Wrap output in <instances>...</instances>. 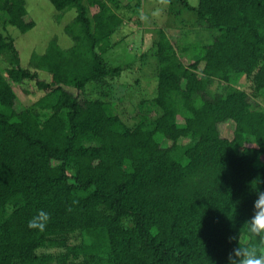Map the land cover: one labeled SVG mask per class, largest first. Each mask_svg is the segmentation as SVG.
Segmentation results:
<instances>
[{"label":"trees","instance_id":"16d2710c","mask_svg":"<svg viewBox=\"0 0 264 264\" xmlns=\"http://www.w3.org/2000/svg\"><path fill=\"white\" fill-rule=\"evenodd\" d=\"M49 2L75 9L70 47L53 40L23 65L8 28L35 22L25 0H0V264H230L235 248L264 252L248 226L264 193V0H182L211 42L152 32L155 116L134 123L103 98L123 72L106 54L133 19L122 9L135 15L143 0ZM26 83L43 95L20 109ZM40 210L43 231L28 226Z\"/></svg>","mask_w":264,"mask_h":264},{"label":"rangeland","instance_id":"374dc122","mask_svg":"<svg viewBox=\"0 0 264 264\" xmlns=\"http://www.w3.org/2000/svg\"><path fill=\"white\" fill-rule=\"evenodd\" d=\"M26 8L29 12L28 19L35 22L32 30L26 34H21L16 28L9 27L10 35L16 39L17 49L20 53L23 65H29L33 57L44 54L50 43L57 40L63 48L70 47V37L64 33L66 25L73 22L76 12L75 9L58 13L51 5L49 0H25ZM182 0H143V5L135 15L132 11L122 9L131 20H125L123 27L115 35L114 41L119 42L106 54V60L112 66H122L121 77L110 82L107 95L103 97L112 101L123 119L134 123L139 119V115L149 113L155 116L154 109L150 107L149 101L155 98L157 91V59L155 57L154 34L159 29H164L172 39L174 44L179 45H207L211 41L206 29L195 26L197 15L195 11H190L181 2ZM199 0H187L189 5H197ZM128 4L136 0H121V3ZM133 3V4H134ZM186 65L192 61L183 57ZM45 75H43L44 77ZM51 79V76H46ZM232 84L238 88L249 89V81L246 76L233 77ZM224 85V84H223ZM222 85V86H223ZM216 84L214 90H220ZM19 96L17 108L23 105H30L43 95L32 84L26 83L17 86ZM74 94L78 92L70 89ZM24 91L30 92L25 94ZM97 89L93 86L87 88V92L92 96L97 95ZM234 124L232 122L221 125L222 135L232 138ZM171 141H166L165 146H169ZM54 164H58L54 162ZM243 241H247L243 237Z\"/></svg>","mask_w":264,"mask_h":264},{"label":"clouds","instance_id":"9594fccd","mask_svg":"<svg viewBox=\"0 0 264 264\" xmlns=\"http://www.w3.org/2000/svg\"><path fill=\"white\" fill-rule=\"evenodd\" d=\"M254 214L248 220V226L251 233L257 235L264 241V193H260L254 204ZM50 220V214L40 210L37 215L33 216L28 222V226L33 229L43 231ZM239 257V260H236ZM230 264H264V252L256 248H235L229 256Z\"/></svg>","mask_w":264,"mask_h":264}]
</instances>
